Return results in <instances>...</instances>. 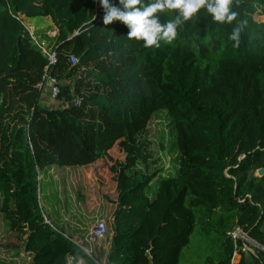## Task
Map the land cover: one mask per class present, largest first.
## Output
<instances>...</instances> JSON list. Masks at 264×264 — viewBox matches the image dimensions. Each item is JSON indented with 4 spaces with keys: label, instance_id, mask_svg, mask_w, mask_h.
Listing matches in <instances>:
<instances>
[{
    "label": "trees",
    "instance_id": "1",
    "mask_svg": "<svg viewBox=\"0 0 264 264\" xmlns=\"http://www.w3.org/2000/svg\"><path fill=\"white\" fill-rule=\"evenodd\" d=\"M234 10L248 20L238 48L228 38L235 25L216 23L205 10L173 43L145 48L127 38L122 22L103 24L99 0H0V193L16 192L33 264H69V257L150 264L147 252L153 264H172L162 249L186 248L197 222L220 239L212 264H231L228 233L235 227L264 247V177L256 176L264 168V0H240ZM174 14H160L161 22ZM45 19L52 25L37 30ZM29 20L38 37L57 32L50 43L58 61L49 73L64 83L51 107L43 104L48 57L24 37ZM156 112L166 114L179 155L176 173L160 177L152 190L157 175L136 166L148 158L140 136ZM119 147L127 157L115 210L96 222L105 223V239L90 245L92 229L81 239L67 218L69 234L52 222L42 183L50 179L65 212L60 191L67 194L68 176L112 161ZM55 172L62 174L59 190ZM73 206L68 201L70 212ZM250 258L264 264L263 251Z\"/></svg>",
    "mask_w": 264,
    "mask_h": 264
},
{
    "label": "rangeland",
    "instance_id": "2",
    "mask_svg": "<svg viewBox=\"0 0 264 264\" xmlns=\"http://www.w3.org/2000/svg\"><path fill=\"white\" fill-rule=\"evenodd\" d=\"M256 20L263 21V18H256ZM28 23L36 25L33 20H29ZM40 35L48 43H50V39H54L42 31ZM49 48L54 50L52 42L49 44ZM58 81L64 83L63 79ZM47 95L50 96V93ZM169 124L165 113L156 112L146 131L140 136V142L144 144L145 154L148 158L146 161H139L136 170L143 171L148 175H157L151 186L152 190L155 189L156 182L160 177L170 176L178 170L179 152L175 145V135L171 132ZM126 157L125 149L119 147L112 153V161H100L88 169H81L74 175L68 176L69 184L65 185L67 194L70 193L71 197L68 201H70L71 207L74 204L76 212L68 210L67 194H64V188H62L60 199L64 202L65 213L63 212L58 205L56 189L47 183L50 179L47 181L44 179L42 183L43 205L46 212L51 215L52 222L69 234L65 224V218H67L68 225L73 227L71 232L74 229L79 231L78 236L83 239L84 233L90 231L98 220L108 221L109 218H112L117 196L118 175L121 166L126 163ZM55 176L59 180V185L56 187L59 190L62 185V174L55 172ZM256 176L259 177L258 172ZM73 188L74 190L71 191ZM10 191L4 194L0 193V264H33V256L25 251L29 230L22 223L20 206L15 198L16 192L13 188ZM78 192H80V202L76 197ZM204 226L203 223L197 222L190 244L186 248H180L179 253L178 248L174 253L162 249L163 253H166L165 256H171L172 264H175L177 253V264H212L218 260L221 251L218 234L215 232L206 234Z\"/></svg>",
    "mask_w": 264,
    "mask_h": 264
},
{
    "label": "clouds",
    "instance_id": "3",
    "mask_svg": "<svg viewBox=\"0 0 264 264\" xmlns=\"http://www.w3.org/2000/svg\"><path fill=\"white\" fill-rule=\"evenodd\" d=\"M99 3L104 10V25L122 22L129 29L127 38L142 41L145 48H159L161 42L173 43L178 38V30L186 22L199 19L201 10L216 23L235 25L228 36L233 47L240 46L241 33L248 26V20L240 19V13L234 10L239 7L240 0H149L147 3L145 0H119V7L109 0H99ZM163 13L175 14L161 22L160 14Z\"/></svg>",
    "mask_w": 264,
    "mask_h": 264
},
{
    "label": "built area",
    "instance_id": "4",
    "mask_svg": "<svg viewBox=\"0 0 264 264\" xmlns=\"http://www.w3.org/2000/svg\"><path fill=\"white\" fill-rule=\"evenodd\" d=\"M24 26L26 30L29 32L30 37L32 40H34L39 48L42 50L44 54L47 55L49 65L47 67V75L45 76L46 80V85H49L50 87V98L55 101L56 103L58 102V97L60 95V82L56 77H53L51 73H49V70L51 67L55 66L57 64L58 58H57V53L55 50L49 48V43L45 42L42 40L40 37L36 35V29L33 27L28 22L24 21ZM57 34L54 35L56 37ZM71 64L73 66L77 65L79 63V60L76 56L72 55L70 56ZM77 106H81L82 100L77 99L76 101ZM107 235V227L104 222H99L97 223L92 230L90 231L87 241L90 245L95 243L96 241H102L105 239ZM228 237L234 242L235 244V251H234V256L232 259L231 264H239L240 261L242 260L243 257L249 258L252 254L253 251H263L264 252V247H262L259 243L254 241L252 238H250L243 230L241 227H235L233 230H231L228 233ZM85 253L88 256H91V251L88 249H83ZM148 255H150L149 252H147ZM71 260V264H74V257H69L68 261Z\"/></svg>",
    "mask_w": 264,
    "mask_h": 264
},
{
    "label": "crops",
    "instance_id": "5",
    "mask_svg": "<svg viewBox=\"0 0 264 264\" xmlns=\"http://www.w3.org/2000/svg\"><path fill=\"white\" fill-rule=\"evenodd\" d=\"M32 25V24H31ZM52 25V23L50 22V20L49 19H45V20H42V22H40L39 24H38V28H37V30L38 29H44V28H49L50 26ZM35 26V25H34ZM33 26V27H34ZM36 27V26H35ZM43 33H44V31H42ZM41 33H39L38 35H39V37L42 39V40H44V38H43V36H41L40 35ZM44 34H46V33H44ZM55 34H57V32H54V31H51L50 33H49V37L50 38H55L54 37V35ZM48 43V42H47ZM49 44H51V43H49ZM50 92V88H49V86L47 85V88H46V90H45V92H44V96H45V99H44V101H43V104L44 105H50V107L51 106H53L54 104H56V102L55 101H53L51 98H50V96H48L47 95V93H49ZM65 213V212H64ZM248 261H249V264H257L256 262H254L250 257L248 258ZM74 264H87L84 260H82V259H80V258H78V259H75L74 260Z\"/></svg>",
    "mask_w": 264,
    "mask_h": 264
},
{
    "label": "water",
    "instance_id": "6",
    "mask_svg": "<svg viewBox=\"0 0 264 264\" xmlns=\"http://www.w3.org/2000/svg\"><path fill=\"white\" fill-rule=\"evenodd\" d=\"M24 37L27 38V39L30 37V34H29L28 31L24 34ZM31 44H32L33 47L39 48L38 44L34 40H31ZM258 175H259V177H264V168L263 169H260L258 171ZM148 257L150 259V264H153L152 258L150 257V255H148Z\"/></svg>",
    "mask_w": 264,
    "mask_h": 264
}]
</instances>
